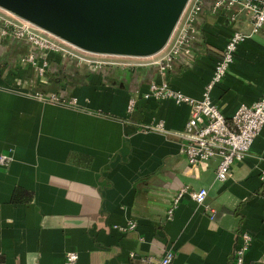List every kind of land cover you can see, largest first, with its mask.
Instances as JSON below:
<instances>
[{
	"label": "crops",
	"instance_id": "1",
	"mask_svg": "<svg viewBox=\"0 0 264 264\" xmlns=\"http://www.w3.org/2000/svg\"><path fill=\"white\" fill-rule=\"evenodd\" d=\"M215 2L201 6L188 30L190 52L179 53L165 74L152 65L93 71L0 36V156H12L0 164L4 264H66L68 251L78 253L77 264H143L140 256L168 250L171 264H236L243 231L253 236L244 264H264V127L223 182L218 159L192 165L176 136L145 128L162 122L180 131L189 117L186 103L144 97L152 82L202 98L232 32L251 30L238 4L214 10ZM55 77L59 97L72 104L36 96L55 92ZM263 93L264 26L240 44L210 94L230 117ZM183 186L206 188L205 203L185 197L169 217ZM129 221L134 229L117 228Z\"/></svg>",
	"mask_w": 264,
	"mask_h": 264
},
{
	"label": "built area",
	"instance_id": "2",
	"mask_svg": "<svg viewBox=\"0 0 264 264\" xmlns=\"http://www.w3.org/2000/svg\"><path fill=\"white\" fill-rule=\"evenodd\" d=\"M236 4L240 6V11L249 15L251 30L245 32L235 29L232 32L222 56L215 65L213 75L205 86L202 98L195 99L175 90L166 80L152 82L147 92L144 93L146 98L169 99L178 104L189 105V117L182 130H167L162 122L145 126V128L176 136L180 141L182 153L192 165L209 159H218L216 178L222 182L229 177L233 163L246 157L254 140L264 127V93L254 103L240 105L230 117L223 114L219 106L213 102L210 94L212 87L222 81L228 73L235 61L240 44L264 26V0H217L214 10L225 5L232 7ZM201 6L202 0H189L182 15L184 22L181 28H175L168 43L160 52L147 57L100 54L82 50L2 7H0V36L26 40L47 53L61 54L63 57L75 60L78 64H85L96 69L104 67L131 69L152 65L165 74L179 53L190 52L188 30L192 26L195 15L201 10ZM46 66L47 62L44 61L38 67L41 77H46ZM36 96L44 101L66 105L74 102L62 100L55 92H36ZM135 105L136 100L132 98L128 109L132 110ZM11 161L12 156L9 154L4 153L0 156V164L3 166H8ZM207 194V189L203 187L199 189L189 186L181 187L168 210V216L172 217L175 208L183 198L188 197L198 204H204ZM136 225L135 221H129L126 225L117 226V228L126 231L134 229ZM252 240L253 236L249 231H243L240 234V242L234 252L236 264H244ZM131 256L135 257L136 254L132 252ZM139 258L143 264H171L174 252L168 250L161 258L153 256H140ZM77 263L78 253L68 251L66 264ZM0 264H4L1 259Z\"/></svg>",
	"mask_w": 264,
	"mask_h": 264
},
{
	"label": "water",
	"instance_id": "3",
	"mask_svg": "<svg viewBox=\"0 0 264 264\" xmlns=\"http://www.w3.org/2000/svg\"><path fill=\"white\" fill-rule=\"evenodd\" d=\"M189 0H0V7L93 53L160 52Z\"/></svg>",
	"mask_w": 264,
	"mask_h": 264
},
{
	"label": "trees",
	"instance_id": "4",
	"mask_svg": "<svg viewBox=\"0 0 264 264\" xmlns=\"http://www.w3.org/2000/svg\"><path fill=\"white\" fill-rule=\"evenodd\" d=\"M210 2V5H211V3H214L215 2V0H204V4H202V8H204V7H206L207 5H208V3ZM57 54V53H56ZM61 55V54H60ZM63 56V55H62ZM64 58H66V57H64ZM66 59H69V60H72V61H75V60H73V59H70V58H66ZM76 62V61H75ZM82 65H85V64H82ZM86 66H88V65H86ZM89 67V69H93V71L94 70H102V69H109V68H112V69H120V70H123V68H119V67H104V68H99V69H96V68H93V67H91V66H88ZM129 70V69H128ZM59 81H60V79L59 78H57V77H55L54 79L52 78V85L54 84V87H53V91H55V93L59 96V94H58V89H57V85L59 84ZM47 93V92H46ZM16 197V196H15ZM18 199V198H17Z\"/></svg>",
	"mask_w": 264,
	"mask_h": 264
}]
</instances>
